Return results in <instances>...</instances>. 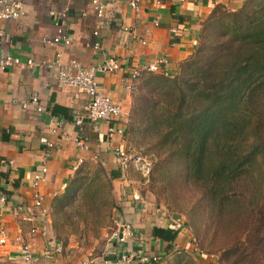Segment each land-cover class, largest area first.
<instances>
[{
	"label": "crops",
	"instance_id": "0c3cea01",
	"mask_svg": "<svg viewBox=\"0 0 264 264\" xmlns=\"http://www.w3.org/2000/svg\"><path fill=\"white\" fill-rule=\"evenodd\" d=\"M92 1L24 0L23 17L0 20V58L9 55L21 60L0 69V196L7 198L0 202V227L8 237L6 244H0V252L20 261L22 244L16 238L22 235L37 258L31 264H135L113 255L119 247L116 233L101 253L83 259L79 254L67 259L62 253L63 243L55 235V200L68 192L83 169L97 164L110 175H117L112 179L124 207L118 213V230H123V223H130L137 233L128 238L127 251L158 255L157 264H169L162 260L164 255L169 257L172 251L185 249L196 256L198 264H209L211 259L196 251L194 237L184 228L172 244L153 236L154 227L172 224L132 190L135 181L129 177L130 170L122 169L114 152L116 146L127 149L125 132L110 135L109 122L88 118L87 89L62 85L57 71L43 65L30 67L27 62L51 60L60 54L64 62L77 59L91 67L110 57L119 59L122 70L99 72L97 80L122 106L118 123L126 130L134 85L131 73L148 71L146 67L161 55L169 61L166 71H176L194 51L201 24L214 8L218 4L238 8L244 0H142L138 9L131 7L130 0H101L105 6L102 16ZM60 30L70 36V44L43 42L45 37L58 36ZM33 95L44 110L33 103L24 106ZM42 137L52 142L53 148L48 149ZM76 139H82L88 148H81ZM44 164L48 174L39 190L45 196L49 215L43 219L33 206V177ZM17 205L25 206V211L15 213L13 207ZM33 225L39 227V233H32ZM52 243L60 245L62 252L44 257L45 248Z\"/></svg>",
	"mask_w": 264,
	"mask_h": 264
},
{
	"label": "trees",
	"instance_id": "16d2710c",
	"mask_svg": "<svg viewBox=\"0 0 264 264\" xmlns=\"http://www.w3.org/2000/svg\"><path fill=\"white\" fill-rule=\"evenodd\" d=\"M179 66L132 90L125 139L140 136L159 157L153 173L185 163L178 175L199 194L191 224L203 253L217 264H264V0L218 4ZM181 229L156 226L153 236L172 244Z\"/></svg>",
	"mask_w": 264,
	"mask_h": 264
},
{
	"label": "rangeland",
	"instance_id": "374dc122",
	"mask_svg": "<svg viewBox=\"0 0 264 264\" xmlns=\"http://www.w3.org/2000/svg\"><path fill=\"white\" fill-rule=\"evenodd\" d=\"M180 71L179 66L172 74L177 75ZM149 73L148 71L142 73L135 81L133 90H138L141 79ZM164 121L166 123V120ZM127 123L128 116L126 126ZM126 137L128 152L131 155L143 156L150 164L147 176L133 166L129 168V177L135 181L131 184L132 190H137L140 198L150 202V205L170 224H175L171 218L175 217L176 222L180 219L182 229L188 231L192 237H197L195 235L197 230L192 226L191 219L195 215H200L203 208H197V211L191 208L193 205L191 200H196L199 194L190 189L191 185L187 178L178 175L185 163L168 160L162 163L160 172L153 173L159 157L150 151L149 146L139 143L140 136L136 140L132 139L131 135ZM80 174V182L79 180L71 182L67 188L68 192L55 200L54 232L63 243L62 253L67 259L77 258V254L83 259L101 253L110 243L112 236L119 231L118 213L124 208L115 191V183L110 173L102 165L87 167ZM202 231L208 232V229L202 226ZM204 245L209 247L208 243L204 242ZM162 260H167L169 264H198L196 256L185 249H176L169 257L167 254L164 255ZM68 263L72 264V261ZM0 264L26 263L21 259L13 260L9 254L0 252Z\"/></svg>",
	"mask_w": 264,
	"mask_h": 264
},
{
	"label": "built area",
	"instance_id": "2783aa9c",
	"mask_svg": "<svg viewBox=\"0 0 264 264\" xmlns=\"http://www.w3.org/2000/svg\"><path fill=\"white\" fill-rule=\"evenodd\" d=\"M142 0H130L129 3L132 8L138 9ZM94 8L99 16L104 15V4L101 0H93ZM160 3V1H158ZM68 11L66 7L64 13ZM25 14L24 0H0V20H15L23 17ZM60 34L56 37H45L43 42L46 45H56L60 43L70 44V36L63 30L59 31ZM98 34V32H95ZM21 60L17 57H12L6 55L0 58V69H5L7 66L12 64H19ZM169 61L165 56H159L154 62L149 64L146 68L150 72H163L166 71ZM27 64L30 67L36 66H46L50 69L57 71L59 80L62 85H68L77 88L87 89L90 95V101L86 106L87 116L90 120L94 122L106 121L109 122V134H124L125 127L124 125L118 123L121 116L123 115V108L120 104L116 103L111 96H109L104 89L98 83V73H111L122 70L123 65L121 61L117 58L110 57L104 62L86 67L82 65L77 59H72L69 62H64L61 58V55L58 54L54 59L46 61H36L28 60ZM164 69V70H163ZM139 73L137 70L131 73L133 79L138 78ZM29 103L36 104L39 110H44L42 105H39L38 97L33 95L29 102H25L24 106L27 107ZM42 143H44L48 149L53 148L54 144L50 142L46 137L41 138ZM77 144L81 148H88V145L81 139H76ZM114 152L119 159L122 169L127 170L133 166L136 170L141 171L144 175H149L150 164L143 156L131 155L127 149L116 146ZM2 162V160H1ZM48 167L46 164L42 165L35 171L33 177V185L36 189L34 193V208L39 212L40 218H45L49 215V210L45 206V196L39 190V187L47 179ZM7 198L5 196H0V202H6ZM15 213L19 214L22 211H25V206L17 205L13 207ZM2 212L0 211V224H1ZM175 224L172 225H181L180 219L173 217L171 218ZM179 222V223H178ZM123 230H119L116 233V242H118L119 247L113 252V255L118 257H123L128 262H135V264H157L160 260L158 255H148L138 252H129L125 248V244L128 241L129 237H133L136 233L132 229L130 223L122 224ZM33 234L39 233V227L33 225L31 229ZM16 240L22 244V252L20 259L25 263H33L37 261L36 255L33 252L32 245L23 239L22 235L17 236ZM8 242V237L5 234V231L0 227V244L4 245ZM196 251L200 254L209 257L211 263L217 264L216 256L213 254H203V252L198 247L195 239L193 240ZM62 247L58 244H49L44 252V257H50L54 253H61Z\"/></svg>",
	"mask_w": 264,
	"mask_h": 264
}]
</instances>
